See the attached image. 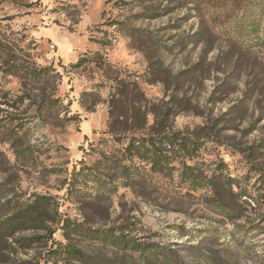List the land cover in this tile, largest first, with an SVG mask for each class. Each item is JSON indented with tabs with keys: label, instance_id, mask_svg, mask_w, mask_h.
Returning <instances> with one entry per match:
<instances>
[{
	"label": "rangeland",
	"instance_id": "374dc122",
	"mask_svg": "<svg viewBox=\"0 0 264 264\" xmlns=\"http://www.w3.org/2000/svg\"><path fill=\"white\" fill-rule=\"evenodd\" d=\"M263 1L0 0V264H264Z\"/></svg>",
	"mask_w": 264,
	"mask_h": 264
},
{
	"label": "trees",
	"instance_id": "16d2710c",
	"mask_svg": "<svg viewBox=\"0 0 264 264\" xmlns=\"http://www.w3.org/2000/svg\"><path fill=\"white\" fill-rule=\"evenodd\" d=\"M262 12H264V1H263V6H262ZM20 68L15 69V70H19ZM31 72L33 73L34 76H37L39 78H43V77L44 78H46V77L48 78L49 76H56V75H53L54 73H52L51 68H49V67H43V68H40V69H35L34 71H31ZM24 212H26V211H24ZM0 216H1V214H0ZM9 220H10V222L7 224V228L11 224H12L13 229H17L19 226H21L19 228H22V224L24 222H28V221L31 220L30 213L29 214H21V215L19 214L18 217H16V218H10V219H7L6 221H9ZM5 232L6 231H2L0 233V237L2 235H4ZM68 252L71 253V254H75L74 256H76L78 258H81V255H83V253L81 251H77L76 252V249H71Z\"/></svg>",
	"mask_w": 264,
	"mask_h": 264
}]
</instances>
